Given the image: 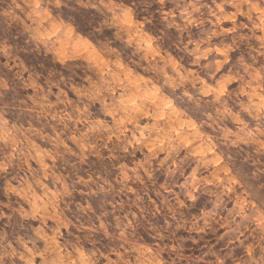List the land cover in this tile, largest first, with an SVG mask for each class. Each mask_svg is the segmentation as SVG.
<instances>
[{
  "label": "rangeland",
  "instance_id": "rangeland-1",
  "mask_svg": "<svg viewBox=\"0 0 264 264\" xmlns=\"http://www.w3.org/2000/svg\"><path fill=\"white\" fill-rule=\"evenodd\" d=\"M0 264H264V0H0Z\"/></svg>",
  "mask_w": 264,
  "mask_h": 264
}]
</instances>
